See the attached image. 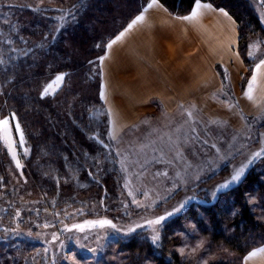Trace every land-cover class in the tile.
Listing matches in <instances>:
<instances>
[{
  "label": "trees",
  "instance_id": "trees-1",
  "mask_svg": "<svg viewBox=\"0 0 264 264\" xmlns=\"http://www.w3.org/2000/svg\"><path fill=\"white\" fill-rule=\"evenodd\" d=\"M148 1L0 0V118L15 116L26 147L17 175L20 181L15 180L10 174L11 158L0 140V264H19L11 256L22 243L47 240L42 226L63 205L94 203L101 208L113 195L118 172L94 167L101 159L104 137L111 139L106 124L95 121V112L103 108L99 61L107 42ZM159 1L180 16L189 13L195 2ZM203 1L226 9L237 23V49L246 66L240 79L243 88L256 62L249 55L254 39L260 41L255 56L264 54V27L253 0ZM216 69L225 83L222 66L217 64ZM57 73L64 74L61 85L44 94L45 82ZM256 121L262 133L256 141L262 140L264 149V110L248 116L245 126ZM256 165L255 160L215 199L184 210L206 215L196 221L208 240L198 256L182 257L175 248L180 236L169 230L184 227V218L178 216L165 222L167 232L157 244L142 232L116 240L123 263L201 264L199 257L205 255L207 261L202 264H242L251 248L264 243V178ZM227 173L224 164L206 182ZM251 193L256 197L253 204L247 198ZM67 219L62 217L70 222Z\"/></svg>",
  "mask_w": 264,
  "mask_h": 264
},
{
  "label": "rangeland",
  "instance_id": "rangeland-1",
  "mask_svg": "<svg viewBox=\"0 0 264 264\" xmlns=\"http://www.w3.org/2000/svg\"><path fill=\"white\" fill-rule=\"evenodd\" d=\"M253 4L264 27V0H253ZM250 47L255 55L259 54V39H254ZM57 76L64 78L63 73L55 74L45 82L43 92L49 84L56 81ZM62 81L63 79L49 90V94ZM157 113L156 117L147 113L117 131L111 126L105 106L97 109L95 121L106 124L112 141L110 137H104L101 159L94 167H100L105 172H118L119 175L113 178V185H116L113 195L101 208L94 203L85 205L86 207L72 206L76 202L63 205L52 221L46 220L47 224L42 226L45 228L43 236L47 235V240L42 243H22L11 256L13 262L124 264L122 251L116 246V240L142 232L152 243L157 244L167 232L164 230L165 222L178 216L184 218V227L174 228L169 232L180 236L175 248L182 257L198 256L202 249L207 248L208 240L202 235L203 230L196 222L197 218H204L206 215L202 211L184 210L191 204L207 203L215 199L219 191L226 189H219V186L230 180L234 170L244 165L248 167L255 160L256 167L261 169L264 178V159L260 158L263 154L256 155L264 153L262 140H258L259 143L256 141L257 136H262L257 129L258 121L250 122L248 127L245 124L242 131L229 135L226 131L209 132L204 128L205 124L195 118L173 122L169 120L170 116H166V112L157 110ZM5 118L9 119L15 143L10 148L4 140H0L7 148L9 159L11 158L10 174L20 181L18 171L23 164L26 147L24 142L20 143V136L16 132L15 125L18 123L15 116L8 115L0 120ZM114 130L113 135L111 132ZM224 164H227L228 173L206 182ZM18 188L21 187L15 184V189L20 190ZM2 195L0 192V198ZM26 195L30 200V196ZM247 198L251 204L256 202L254 193ZM106 212L109 213L105 214ZM62 217H68L70 222L63 221ZM160 217L164 219L159 223H149ZM55 221L58 223L54 226ZM99 221H110L111 224L101 226ZM203 223L206 224L205 221ZM34 236L38 237V233ZM153 237H157L155 242ZM202 256L199 257L201 264L207 261L205 255Z\"/></svg>",
  "mask_w": 264,
  "mask_h": 264
},
{
  "label": "crops",
  "instance_id": "crops-1",
  "mask_svg": "<svg viewBox=\"0 0 264 264\" xmlns=\"http://www.w3.org/2000/svg\"><path fill=\"white\" fill-rule=\"evenodd\" d=\"M152 2L149 0L107 42L100 57V95L104 94L101 100L111 126L118 131L128 122L137 121L147 113L156 117L157 110H162L173 122L195 118L209 132L226 131L231 135L240 131L248 116L264 110V69L257 74L252 99L245 95L256 64L264 59V54L255 56L250 47L253 53L250 57H256V62L241 88L240 79L246 66L237 49V23L226 9L202 0L211 9L202 10L194 21H185L181 18L191 13L195 2L191 11L181 16L167 10L159 0L149 8ZM141 15L143 21L129 28ZM121 33L123 36L116 40ZM113 40L116 42L112 43ZM112 61L118 65L116 79L111 66V70L107 67ZM217 64L225 72V83L216 69ZM115 98L119 104L134 107L135 112L129 119L120 118ZM114 133L115 130L111 132ZM261 249L264 243L251 248L242 264H264ZM253 252L255 256L251 255Z\"/></svg>",
  "mask_w": 264,
  "mask_h": 264
},
{
  "label": "snow or ice",
  "instance_id": "snow-or-ice-1",
  "mask_svg": "<svg viewBox=\"0 0 264 264\" xmlns=\"http://www.w3.org/2000/svg\"><path fill=\"white\" fill-rule=\"evenodd\" d=\"M157 3V0H153L152 4H149L148 7L151 8L154 4ZM211 5L208 3H204L202 2V0H195V5L193 10L191 11V13L188 16L182 17L181 19L185 20V21H194L195 19H197L198 16L201 15L202 10L205 9H211ZM221 12L224 15H227L226 12H223V10H221ZM144 17L141 16H137L135 20L132 21L131 24L128 25L129 28H131L134 24H136L138 21H143ZM123 36V33L120 34V36L116 37V40H119L121 37ZM116 40H113L112 43H115ZM108 47H111V44L108 45ZM249 55H253V53H249ZM261 69H264V59L260 60V62L258 64H256L255 67V73L253 74L251 80H249L248 82V91L245 93V95L249 98L252 99V92H253V88L254 85L257 81V74H259L261 72ZM63 79L62 76H57L56 77V81H54L52 84H49L45 89H44V94H48L49 90L53 89L56 84L61 81ZM104 94L101 93V97L103 98ZM14 119V117H13ZM15 129L16 132L19 134L20 136V143L23 144V132L19 127V124L15 125ZM0 139L4 140L6 145L9 146L10 148L12 146H14L15 141L12 139V127L10 125L9 119L5 118L3 120H0ZM264 153H257L256 155H261ZM13 158H15V153L13 152ZM249 163H251V161H249ZM17 166L19 167V162L17 161ZM247 167V165H244L242 167H240L237 170H234V174L230 177V180L226 181L225 183L221 184L219 186V189H223V188H227L229 186V184H231L232 182H236L240 179V177L242 176L245 168ZM218 189V190H219ZM164 217H160L159 220L156 221H150L149 223H159L160 220H163ZM101 226H103L104 224H111L110 221H99L98 222ZM157 239V237H153V242H155V240ZM261 251H264V249H261ZM252 256H255L256 253L253 252L251 253Z\"/></svg>",
  "mask_w": 264,
  "mask_h": 264
},
{
  "label": "bare ground",
  "instance_id": "bare-ground-1",
  "mask_svg": "<svg viewBox=\"0 0 264 264\" xmlns=\"http://www.w3.org/2000/svg\"><path fill=\"white\" fill-rule=\"evenodd\" d=\"M113 59H115V57ZM107 64L106 65H107V67H109V69L111 66V69L113 70L112 72L115 73L114 77L116 79V73L118 72L117 71L118 70L117 62L112 61L111 65H110V62H108ZM114 85H116V84H114ZM130 92H132V91H130ZM114 101H115V104H116L115 106H116V109L118 111L120 118L129 119L131 117V115H133V113L135 112L134 107H131L130 104H119L117 98H115Z\"/></svg>",
  "mask_w": 264,
  "mask_h": 264
}]
</instances>
